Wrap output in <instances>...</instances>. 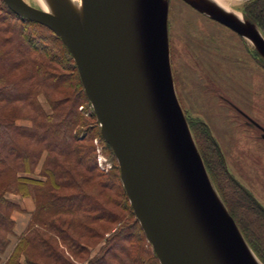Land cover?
I'll return each mask as SVG.
<instances>
[{
	"label": "water",
	"instance_id": "obj_1",
	"mask_svg": "<svg viewBox=\"0 0 264 264\" xmlns=\"http://www.w3.org/2000/svg\"><path fill=\"white\" fill-rule=\"evenodd\" d=\"M2 2L70 53L159 264H258L216 195L177 101L165 1L82 0L81 27L61 3L49 13L24 0ZM192 6L246 37L264 59V38L249 22L203 0Z\"/></svg>",
	"mask_w": 264,
	"mask_h": 264
},
{
	"label": "trees",
	"instance_id": "obj_2",
	"mask_svg": "<svg viewBox=\"0 0 264 264\" xmlns=\"http://www.w3.org/2000/svg\"><path fill=\"white\" fill-rule=\"evenodd\" d=\"M1 4L8 18L0 16V264H158L152 250L148 255L144 246H135V239L145 240L141 227L135 221L122 226L123 218L108 208L122 203L134 216L119 171L95 173V148L84 129L89 123L83 117V102L88 101L70 53L50 30L17 17ZM242 13L264 35V0L246 2ZM24 25L49 35L34 34ZM65 62L71 65V74L61 73L68 68ZM86 113L94 121L92 111ZM190 130L213 187L264 263V211L230 177L207 127L195 123ZM41 162V179L34 178ZM115 190L118 197H110ZM8 194L31 197L35 203L20 234L12 218V212L20 209ZM103 222L121 223L123 229L118 227L110 242L90 258L93 246L83 240H102ZM127 241L134 244L123 245Z\"/></svg>",
	"mask_w": 264,
	"mask_h": 264
},
{
	"label": "rangeland",
	"instance_id": "obj_3",
	"mask_svg": "<svg viewBox=\"0 0 264 264\" xmlns=\"http://www.w3.org/2000/svg\"><path fill=\"white\" fill-rule=\"evenodd\" d=\"M24 1L34 8L42 9L41 5L34 0ZM164 1L167 6L166 31L171 78L177 101L191 136L193 138L190 124L195 126V123H202L207 127L230 177L246 190L256 205L264 211V59L246 37L237 35L193 7L192 0ZM243 2L244 0L227 2L226 11L236 15L241 20H245L242 7H240ZM1 9L4 10V7L0 0V16L8 18ZM248 24L264 38L257 25ZM24 28L29 32V28H32L31 31L37 35L43 32L49 35L48 32L35 26H25ZM71 60L73 61L72 57ZM64 64L68 68L61 73L71 74V65L68 62ZM73 64L75 66L74 61ZM86 100L88 101L87 98ZM39 101L45 111L49 112L42 96H39ZM83 107V117L89 123V126L84 129L89 138H92L95 148L98 167V171L95 173L109 174L115 169L119 171L114 154L98 138L101 136V132L96 117L94 121H90V118L87 117L88 112L86 113V111H92L90 102L88 101V104L83 102ZM3 146L5 149L6 146ZM5 150L6 152L9 151L7 148ZM62 151L65 153L66 150L63 149ZM41 167L42 162L39 164L34 178L41 179L38 176ZM114 186H118V181H114ZM214 190L227 210L215 187ZM116 194L117 191L115 190L110 194V197H118ZM16 196L18 195H6L15 204L18 202ZM30 199L34 206L33 212L35 203L31 197ZM115 200L120 201V199ZM123 206L122 203H118V207L109 205L108 208L123 218L121 223L124 225L122 226H129L135 221L138 227L139 223L132 208L133 218L128 211L126 212L122 208ZM19 209V211L12 212V218L14 221V218L20 220L19 222L15 221V231L20 232V226H17V223L24 224L25 221L23 223L20 218L25 217V220L27 218L26 226L30 214L29 216L24 215L20 207ZM23 215L24 217H22ZM229 216L231 217L230 214ZM232 220L237 226L235 220L233 218ZM121 223L113 225L103 222L101 226L106 234L102 240H83L88 246H93L88 250L90 258H93L102 246L110 242L113 235L118 233V227L123 229ZM237 228L253 258L258 264H264L249 246L238 226ZM137 232L138 230L135 229V233ZM133 244V241L123 243L125 246H132ZM135 246H144L148 255L152 250L144 238H141L140 242L135 239ZM157 262L159 264L158 260Z\"/></svg>",
	"mask_w": 264,
	"mask_h": 264
},
{
	"label": "bare ground",
	"instance_id": "obj_4",
	"mask_svg": "<svg viewBox=\"0 0 264 264\" xmlns=\"http://www.w3.org/2000/svg\"><path fill=\"white\" fill-rule=\"evenodd\" d=\"M36 3L41 5L44 11L49 13H53L56 11V4L61 3L67 10L69 14L70 21L75 24L77 27H81L83 25L84 19V11H83V4L82 0H34ZM209 5L219 9L226 11L227 2H232V0H203ZM233 17L241 22V19L236 15Z\"/></svg>",
	"mask_w": 264,
	"mask_h": 264
},
{
	"label": "crops",
	"instance_id": "obj_5",
	"mask_svg": "<svg viewBox=\"0 0 264 264\" xmlns=\"http://www.w3.org/2000/svg\"><path fill=\"white\" fill-rule=\"evenodd\" d=\"M247 1L246 0H244V2L242 3V5L240 6V7H242L245 3H246ZM17 197V200H18V202H16V204L21 208V210L23 211V213H24V215H26L27 214V216H29V214L32 212V210H33V208H34V206H33V203H32V201H31V199L30 198H21V197H19V196H16ZM24 215L22 216V217H24ZM15 219V221L17 222H19L20 220H17L16 218H14ZM20 219H22V221H23V223H24V221H25V223H26V221H27V218H26V220H25V217L24 218H20ZM25 223L24 224H18L17 223V226L19 225L20 226V232L19 231H16V233H18V234H20L21 232H23V230L25 229Z\"/></svg>",
	"mask_w": 264,
	"mask_h": 264
}]
</instances>
